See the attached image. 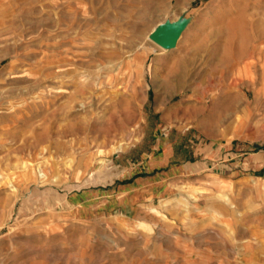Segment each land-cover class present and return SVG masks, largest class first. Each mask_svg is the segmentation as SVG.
<instances>
[{
	"label": "rangeland",
	"instance_id": "rangeland-1",
	"mask_svg": "<svg viewBox=\"0 0 264 264\" xmlns=\"http://www.w3.org/2000/svg\"><path fill=\"white\" fill-rule=\"evenodd\" d=\"M0 264H264V0H0Z\"/></svg>",
	"mask_w": 264,
	"mask_h": 264
},
{
	"label": "water",
	"instance_id": "water-1",
	"mask_svg": "<svg viewBox=\"0 0 264 264\" xmlns=\"http://www.w3.org/2000/svg\"><path fill=\"white\" fill-rule=\"evenodd\" d=\"M187 23L188 21L183 17L173 22L165 21L154 28L148 39L161 49L171 50L175 47Z\"/></svg>",
	"mask_w": 264,
	"mask_h": 264
},
{
	"label": "bare ground",
	"instance_id": "bare-ground-1",
	"mask_svg": "<svg viewBox=\"0 0 264 264\" xmlns=\"http://www.w3.org/2000/svg\"><path fill=\"white\" fill-rule=\"evenodd\" d=\"M250 19V18H249ZM237 21L238 23H233L229 26L228 28V33H227V38L226 41L228 40L229 46H227L226 49L230 50L231 55L233 56V58L237 59V58H241L242 54L244 53L242 50H244V47H246V45L248 44V42L251 39V34H250V30H251V26L252 23H248L249 20L246 21V19L244 18L243 14H238L237 16ZM251 22V21H250ZM254 22V21H253ZM253 38V37H252ZM237 40L239 43V47L237 50L234 51L233 47H232V43ZM94 41V40H93ZM227 41V42H228ZM228 44V43H227ZM226 44V45H227ZM129 46V45H128ZM236 48V45H235ZM226 51V50H225ZM243 52V53H242ZM223 56V55H222ZM226 57V56H224ZM230 57V56H228ZM227 57V58H228ZM4 58V57H3ZM231 59V58H228ZM234 60V59H233ZM238 60V59H237ZM224 61V60H223ZM24 82V81H23ZM17 96V95H16ZM41 99V98H40ZM42 102V101H41ZM234 103V102H233ZM231 105V104H230ZM12 106V105H11ZM228 108V107H227ZM16 111V110H15ZM25 164V163H24ZM23 164V165H24Z\"/></svg>",
	"mask_w": 264,
	"mask_h": 264
}]
</instances>
